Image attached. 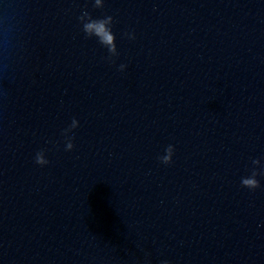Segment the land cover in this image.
Returning a JSON list of instances; mask_svg holds the SVG:
<instances>
[{"label":"water","instance_id":"95a60500","mask_svg":"<svg viewBox=\"0 0 264 264\" xmlns=\"http://www.w3.org/2000/svg\"><path fill=\"white\" fill-rule=\"evenodd\" d=\"M103 3L0 0V264H264V0Z\"/></svg>","mask_w":264,"mask_h":264},{"label":"clouds","instance_id":"9594fccd","mask_svg":"<svg viewBox=\"0 0 264 264\" xmlns=\"http://www.w3.org/2000/svg\"><path fill=\"white\" fill-rule=\"evenodd\" d=\"M94 8H103V0H95ZM79 21L82 27V31L85 36L89 39H94L97 44L106 48L111 56L117 55V45H116V35L113 31V18L111 16L105 15L101 17H93L90 14L83 13L79 17ZM124 35L129 40H135L134 32H125ZM109 61L111 57H107ZM127 68L126 64L119 65V71L123 72ZM79 121L75 118L72 119L71 124L68 128L64 129L62 135L65 138V151H72L74 148V135H70L73 130L79 127ZM175 153V148L173 145H168L164 150V154L159 156L158 159L161 163L169 165L173 162V155ZM35 163L41 167L49 164V160L46 158L44 150L36 153ZM252 171L247 177L241 179V185L249 190H256L261 187L260 181L257 179L258 176L264 175V163L261 159H255L252 161Z\"/></svg>","mask_w":264,"mask_h":264}]
</instances>
